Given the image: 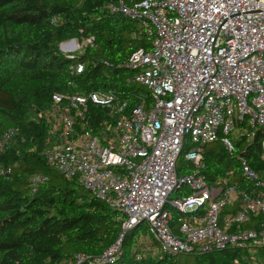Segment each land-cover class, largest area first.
Wrapping results in <instances>:
<instances>
[{
  "label": "built area",
  "instance_id": "built-area-1",
  "mask_svg": "<svg viewBox=\"0 0 264 264\" xmlns=\"http://www.w3.org/2000/svg\"><path fill=\"white\" fill-rule=\"evenodd\" d=\"M111 9L138 20L141 32L153 38L150 49L137 50L126 64L152 101L143 99L127 113V103L113 92L56 94V106L66 104L52 126L55 140L44 151L50 166L123 214V234L105 260L114 261L124 234L145 223L149 233L140 239L138 263L240 245L254 253L235 264H262L257 250L264 246V229L242 225L253 216L264 219V181L242 159L256 190L226 179L211 184L204 154L215 142L233 154L236 141L249 142L264 129V0H121ZM73 69L81 73L83 65ZM90 100L113 119L96 131L86 129L82 106ZM14 134L0 139V154ZM185 146L194 173L179 176ZM175 192L181 194L172 198ZM227 206H238L237 213L221 222Z\"/></svg>",
  "mask_w": 264,
  "mask_h": 264
},
{
  "label": "trees",
  "instance_id": "trees-1",
  "mask_svg": "<svg viewBox=\"0 0 264 264\" xmlns=\"http://www.w3.org/2000/svg\"><path fill=\"white\" fill-rule=\"evenodd\" d=\"M120 1L0 0V139L15 131L0 154L6 171L0 177V264L73 263L78 256H84L83 264H235L254 253L231 245L138 263L140 239L149 233L143 223L124 234L121 250L114 261H107L105 253L123 234V214L48 163L44 151L55 140L52 126L66 104L56 106L54 95L113 92L127 103V113L143 99L152 101L151 92L133 81L135 71L126 64L137 50L150 49L153 38L141 32L138 20L111 9ZM123 1L133 5L137 0ZM70 39L91 42L80 52L65 53L60 45ZM78 64L83 65L81 73L73 69ZM82 108L87 109L86 129L96 131L104 121L113 120L92 100ZM263 142L264 129H258L249 142L236 141L233 154L221 142L207 145L208 181L221 185L226 179L241 189L256 190L241 160L264 181ZM189 149L185 146L179 157V176L194 173L185 159ZM237 210L238 206L225 207L221 222ZM242 226L264 229V219L253 216ZM182 255L194 256V261L183 263ZM257 255L264 264V246Z\"/></svg>",
  "mask_w": 264,
  "mask_h": 264
},
{
  "label": "rangeland",
  "instance_id": "rangeland-1",
  "mask_svg": "<svg viewBox=\"0 0 264 264\" xmlns=\"http://www.w3.org/2000/svg\"><path fill=\"white\" fill-rule=\"evenodd\" d=\"M74 41H75V43H73ZM86 44H88L87 40L82 42V43H80L76 39H70V40H67V41H64L63 43H61V45H60L61 47L60 48H61V50L63 52H65V51H69V52L70 51L71 52L79 51L80 52L82 50V47L84 45H86ZM232 137H234V134L232 135ZM177 196H178V194L175 192V193L172 194L171 197L172 198H176ZM137 238H139V237L138 236L135 237V241H136ZM242 251H245V249H243ZM181 260H182L183 263H185L187 261H191L192 262V261H194V256L189 258L187 255H182Z\"/></svg>",
  "mask_w": 264,
  "mask_h": 264
},
{
  "label": "water",
  "instance_id": "water-1",
  "mask_svg": "<svg viewBox=\"0 0 264 264\" xmlns=\"http://www.w3.org/2000/svg\"><path fill=\"white\" fill-rule=\"evenodd\" d=\"M75 42V41H74Z\"/></svg>",
  "mask_w": 264,
  "mask_h": 264
}]
</instances>
